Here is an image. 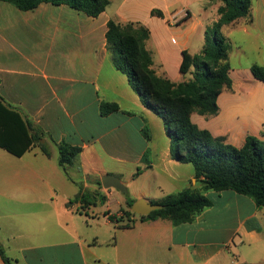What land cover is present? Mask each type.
<instances>
[{"label": "crops", "instance_id": "0c3cea01", "mask_svg": "<svg viewBox=\"0 0 264 264\" xmlns=\"http://www.w3.org/2000/svg\"><path fill=\"white\" fill-rule=\"evenodd\" d=\"M113 1L98 17L67 5L22 11L0 1V100L30 123V133L50 152L35 145L16 156L0 147V244L19 264H236L227 251L233 253L238 239L262 238L264 207L233 191L208 192L213 206L193 223L136 214L126 226L128 200L159 202L199 184L190 164L169 157L172 140L162 119L113 64L107 24L141 23V0H119L112 11ZM158 10L169 24L177 21L172 5ZM222 29L239 55L251 43L261 58L232 67L230 54L232 88L219 95L217 115L193 114L192 120L240 148L248 135L264 140V81L251 72L264 66V0H253L249 17ZM149 30L146 47L156 73L175 83L189 80L180 71L188 46L175 50ZM103 102L120 109L102 116ZM63 143L82 149L67 168L59 164ZM106 175L118 177L128 192L118 199L120 191L103 187Z\"/></svg>", "mask_w": 264, "mask_h": 264}, {"label": "trees", "instance_id": "16d2710c", "mask_svg": "<svg viewBox=\"0 0 264 264\" xmlns=\"http://www.w3.org/2000/svg\"><path fill=\"white\" fill-rule=\"evenodd\" d=\"M11 3L22 11L37 8L42 3L67 5L90 17L106 11L110 0H0ZM219 19L208 29L207 40L199 54L182 52L180 71L191 74L187 81L175 83L159 76L153 69V56L147 49L150 30L139 22L126 24L110 20L107 24V49L115 68L126 75L130 86L137 92L142 104L160 117L172 140L169 157L191 164L198 186L187 188L164 198L158 203L163 209L151 212L142 219H168L174 225L193 223L202 212L213 206L208 192L233 191L251 199L257 207H264V140L248 135L238 148L214 137L208 129L200 128L192 120L193 114L215 116L219 111L218 97L224 89L232 88L230 78V44L221 33L222 27L251 15L253 0H220ZM152 16L163 18L158 9ZM190 16V15H189ZM251 72L264 81V66L253 65ZM120 108L116 103H101L100 114L107 116ZM31 125L0 100V147L22 156L40 137L30 133ZM42 152L50 156L44 145ZM59 164L67 168L82 149L68 144L58 145ZM140 169L135 176L139 175ZM134 200H128L131 209ZM126 226H131V210L123 211ZM113 222L123 216L110 215ZM0 257L4 264H19L10 258L0 244Z\"/></svg>", "mask_w": 264, "mask_h": 264}, {"label": "rangeland", "instance_id": "374dc122", "mask_svg": "<svg viewBox=\"0 0 264 264\" xmlns=\"http://www.w3.org/2000/svg\"><path fill=\"white\" fill-rule=\"evenodd\" d=\"M119 0H114L111 10L114 11L118 6ZM168 4L172 5V11L177 12L175 18L177 21H172L169 24L167 20H163L157 16H152L151 11L153 8H163ZM221 5L220 0H141L138 20L151 29L155 36H159L170 44V47L176 50L177 47H182L184 44L190 49V54H199L207 40V30L214 27L215 20L218 16V7ZM189 10L191 18L183 19L182 11ZM188 21V22H187ZM183 23V25H179ZM228 29V28H225ZM221 30L224 35L226 30ZM233 41L239 42L241 36L233 32L231 35ZM175 41V43L172 42ZM260 43V41H258ZM236 45L230 46V63L232 67H238L240 62L254 61L261 55V52L251 48L246 50L245 54L239 55ZM187 78H191V74H187ZM197 115L194 114L196 119ZM194 172L193 166L190 164V173ZM126 187V186H125ZM127 188V187H126ZM128 189V188H127ZM116 197L119 199L123 197L121 192H115ZM119 205L113 206V212L119 210ZM263 236L259 241L253 239H243L242 241L236 240L231 243V253L227 251L230 261H235L236 264H264V228L262 229ZM223 234L219 236V239Z\"/></svg>", "mask_w": 264, "mask_h": 264}, {"label": "water", "instance_id": "95a60500", "mask_svg": "<svg viewBox=\"0 0 264 264\" xmlns=\"http://www.w3.org/2000/svg\"><path fill=\"white\" fill-rule=\"evenodd\" d=\"M101 181H102L103 187L106 189L114 188L123 193L128 192V189L121 182V180L114 175H106L102 178ZM163 208L164 206L161 204L153 203L146 199H139L133 204V206L131 207V210L133 213L139 216H147L151 212H154L156 210H160Z\"/></svg>", "mask_w": 264, "mask_h": 264}, {"label": "built area", "instance_id": "2783aa9c", "mask_svg": "<svg viewBox=\"0 0 264 264\" xmlns=\"http://www.w3.org/2000/svg\"><path fill=\"white\" fill-rule=\"evenodd\" d=\"M182 15H183V17H182L183 19L188 18L189 17V12L187 10H183L182 11ZM181 20H179L178 22H181Z\"/></svg>", "mask_w": 264, "mask_h": 264}]
</instances>
